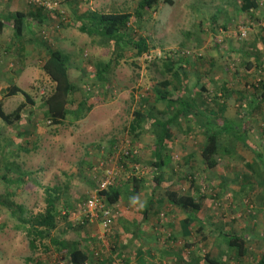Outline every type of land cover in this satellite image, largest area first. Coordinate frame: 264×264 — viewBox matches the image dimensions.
Instances as JSON below:
<instances>
[{
    "label": "rangeland",
    "instance_id": "1",
    "mask_svg": "<svg viewBox=\"0 0 264 264\" xmlns=\"http://www.w3.org/2000/svg\"><path fill=\"white\" fill-rule=\"evenodd\" d=\"M54 1L60 2V7L57 9L58 12L52 13L59 14L61 19L46 12L52 16V21L37 31L44 41L53 46L55 43L50 37L52 32L60 31L61 35L66 34L70 37L69 41H73L75 48L69 47V44L66 43L64 50L66 51L65 55L69 58V64L78 71L77 77L81 74L84 75L83 78L89 85L84 87L82 94L87 92L85 96H90V94L95 96L93 99L95 104L105 98L107 102L111 99L112 101L108 105L111 104L113 111L120 117L118 121L112 123L114 126L128 125L133 121L136 111L144 110L146 112L154 107L155 84L153 78L159 69L152 66L159 65L161 67L165 64L161 60L152 62L151 59H147L149 56L146 55L139 57L135 51L129 49L124 53L125 56L119 60V65H126L125 68L129 69L128 74L117 69L116 73L107 76L108 84L104 85L97 81L94 75V73L97 74V70L94 66L100 61L108 63L112 54H115L113 47L105 49L97 46L100 38H89L87 35L81 34L74 26L77 21L76 13L82 15L85 11L91 10L102 14H134L141 0H82L83 4L78 7L73 3L67 7L66 3H61L63 0ZM166 1L160 0L156 10L143 12L140 20H132L130 36L135 38L139 35L147 39L153 55H165L164 58L168 56L172 59L175 58L176 61L181 57L187 60L188 63L182 65H190L189 68H186V81H189V88L187 92L183 93V96L197 98L200 102V79H202L200 65H223L222 69H224V65H228L229 72L234 75V77L231 75L228 77L231 76L230 80L233 81L237 93H240L241 96L244 95V98L251 94L250 86L264 79V73L253 71L248 78H245L243 70H245L247 62L245 61L246 53L243 52L248 50L253 55L257 54V57L262 56L261 50L264 49V0H259L261 9L252 18L248 14L239 13L238 8L243 0H171L172 4ZM92 40L95 44L92 43ZM69 49L70 52L67 53ZM5 66L6 68L4 65H0V103L4 100L3 109L7 114H12L24 101V98L18 95L7 100L4 97V92L10 84L14 83L15 79L19 78L16 75V69L21 65ZM28 68H30L28 71L31 70L35 73L29 77V80L26 79L21 84L26 90H29L40 106L42 99L52 91L53 83L49 78L44 77L38 65H31ZM131 72L140 73V78H137L140 86L131 80ZM124 77L128 80L127 85L123 83ZM162 81L164 80L162 79ZM75 83L80 87L79 82L75 81ZM82 94L77 92L73 98L76 107L83 98ZM136 100L137 102H135ZM237 105L239 104H235V109L239 107ZM262 109V116H256V119L251 121L249 144L238 143L229 136L230 138L223 139L221 144H226V147L232 150V154L230 156L220 154L217 157L218 166L212 170H205L200 166V196L205 197L200 220L206 225L204 236L208 237V240H204L203 235H200V264H206L203 259L207 253L212 254L213 258L219 260L221 264H255L259 260V254L264 244V161L258 159L257 156L258 153H264V106ZM163 110L164 107L160 106L155 115L165 119ZM41 113L38 107L26 109L22 121L14 128H8L0 120V177L9 172V174L7 173L9 180L17 182V185L11 186L7 184L8 182L0 181V203L6 204V201L9 200L8 207L0 206V264H10L11 262V264H68L64 254L59 253L51 241L44 242L50 248L49 250H46L44 244L38 245L36 251L32 250L24 231L19 229L17 218L20 215L13 217L11 211L15 209V205L23 206L25 207L23 218L27 219L44 213L46 210L44 188L59 186L61 190H64L61 192V207L64 212H70V217L67 220L59 221L58 229L53 233V237L59 242L65 240L67 243H77L83 239V234H79L76 230L64 231L65 225L67 222L70 225H75L78 219L84 217L86 202L97 195L101 181L96 182V179L91 180V176H88L92 175L93 171L89 170L88 166L83 165L82 162L84 161L83 156L89 151L81 150L78 143L71 144L69 142L74 141V138L71 139L68 123L61 128L59 140L53 142L52 136H54L56 128L46 122ZM239 118V121H243L241 117ZM96 121V126L100 127V118ZM191 124L193 123L188 121L186 125ZM79 136L83 139L78 142L87 139L90 143L93 140L90 137L93 138L95 135L82 133ZM98 137H100L99 134ZM189 137H195L192 141H196L198 138L194 134ZM119 149L129 150L132 148L126 145ZM177 153L179 152L177 151ZM177 153L176 155H178ZM178 156L175 161L180 163ZM128 160L127 163L133 161L134 158ZM58 161L60 162L59 167H55V163ZM111 164L112 166H109L105 172L114 171L117 174L121 171L118 163L112 162ZM51 169L53 171L50 172ZM194 169L197 170V167L195 166ZM47 170H49V174L46 176ZM74 172H77L75 177L82 176L81 179H77L76 183L65 178L66 174L71 175ZM126 175L128 176L129 172ZM241 180L251 182L242 185ZM109 208L115 221L116 211L112 206ZM163 212L159 213V225L167 223L168 211L164 209ZM96 226L97 230L91 231V236L93 235L94 239L100 238V240L98 239L99 244L95 246V253L99 254V259L114 257L111 237L115 226H112L110 232H105L102 225L96 224ZM213 230L215 233H233L248 237L246 258L241 261L237 260L235 254L228 250L226 242ZM162 239L159 241L161 246L156 245L158 246L156 249L164 248V251H156L152 248L151 258L163 257L164 252L169 253L170 256L176 253L181 254L182 245H168L167 238ZM10 240L16 244L15 249L11 251L12 258H9L10 249L7 250L8 247H6V245L9 246ZM175 242L181 243L176 240ZM95 259L96 256L93 254L90 264H99ZM115 260V264H122L116 257ZM131 264L134 263L131 262Z\"/></svg>",
    "mask_w": 264,
    "mask_h": 264
},
{
    "label": "crops",
    "instance_id": "2",
    "mask_svg": "<svg viewBox=\"0 0 264 264\" xmlns=\"http://www.w3.org/2000/svg\"><path fill=\"white\" fill-rule=\"evenodd\" d=\"M71 3L78 7V5L83 4V1L70 0L66 3L67 7H70ZM39 10L42 9L28 5L24 0H0V23L2 28L0 31V65H4L5 68V65H21L20 68L17 67L16 69V75H18L19 78L15 79L14 83L10 85H16L27 93H29V90H26L21 83L26 79L29 80V77L35 73L31 70L28 71V69H30L28 68L29 66L38 65L41 67L46 61L48 51L45 44L51 45L54 49L63 52V54L66 53L64 44L68 43L69 47L75 48L73 41H69L70 37L66 34L61 35L60 31L58 33H50V37L55 43L54 46L41 38L37 29L46 27L47 23L52 21V16H49L45 12L40 13ZM17 13L24 14L26 19V25L19 39L16 38L12 28L13 16ZM66 37H68V39H66ZM69 52L70 49L67 53ZM261 52L262 56L257 57V54L253 55V53H250L248 50L247 52L244 51L243 53H246V65L254 62L256 59L264 62V49H262ZM125 67L126 65H118L112 74L116 73L117 69L122 73L126 72V74H128L127 71L129 69ZM184 67L186 66L184 65ZM228 67V65H224V69H222L223 65H200V76L202 77V79H200V102L210 101V96L213 95L215 91L222 87H226L228 91L223 97L224 108L221 115H223L222 117L225 120L239 125L242 123L241 120L239 121V117L242 118L243 115L239 111V107L235 109V104L245 98L244 95L241 96L240 93H237L234 88L233 81L230 80L232 79L231 76L234 77V75L229 72L230 67ZM244 68L243 76L245 78H248L249 74L253 71H260L256 66H251V69L247 66ZM138 69H140V67H138ZM162 73L163 71L160 67L156 76L153 74L155 85L161 82L162 79L173 82L170 75ZM43 75L48 79L44 72ZM139 75L140 73H130L131 80L134 84H139L137 80V78H140ZM229 75L231 76L228 77ZM107 76H105V81L102 82L104 85L107 81ZM123 83L127 85L128 80L126 77L123 78ZM185 83L187 84L184 86L186 90L181 91L182 97L183 93L187 92L189 88V81H185ZM203 86L208 88L209 92L202 95L201 89ZM185 97L189 98V96ZM246 98L248 100L250 94L246 95ZM105 99L100 100L101 104L93 109L84 119L74 120L71 118L61 126H55L56 129H54L52 140L53 142L59 140L61 128L68 123L72 135L71 139L74 138V141L69 142L71 144L78 143L81 150L89 151V153L83 156L84 161L82 164L88 166L89 170L92 169L93 174L88 175L91 176V180L96 179V182H99L103 178L105 170L109 168V166H112V162L118 163L122 169V171L116 174L118 177L115 184L117 189L119 188L121 190V198L116 205L112 206L116 211L113 225L115 228L111 237L113 241L111 245L114 249L112 252L114 257H107L105 259L101 257V259H99V254L95 253V246L99 244L98 239L100 240V238L94 239L93 235L91 236V231L97 230L96 224L101 226L99 222H91L89 220V223H87V218L83 217L78 219L75 225L68 226L69 222H67L64 231L76 230L79 234H83V239L79 241L80 244L79 242L74 243L79 244L81 249L91 254V261L93 260L94 254V256H96L95 260L99 264H115V257L120 260L122 264H131V262L134 264H143V262L145 264H155V262L158 264H200V211L196 213L195 221L191 222L188 228H186L184 222L191 214L167 202L165 193L171 189L180 195L191 196L200 202V166L206 170L201 157V149L205 142L201 134L202 130L198 125H194L195 122H192L193 124L191 125H186L188 121L185 119H181V121L178 122L179 125L172 126V136L167 142L165 151V165L158 172V168L155 164L159 162L157 158L154 157L157 140L153 129L143 126L133 132L130 127L132 122H129L128 125L114 126L112 123L118 121L120 117L118 113L116 114L113 111L112 105H108L112 100L110 99L109 102H107ZM153 99L154 107H151L150 111H153L155 114L158 112L160 106H163V116L166 117V120L170 119L174 110L168 111L166 104L156 100V95H154ZM135 102H137V100ZM79 103H77V107L68 109L77 111L80 106ZM123 104H125V101H123ZM213 109L215 110V108ZM262 112L263 110H258L257 114L250 119V124L254 118L256 119V116H262ZM98 118H100L101 122L100 127L96 126V119ZM82 133L95 136H93V138L90 137L93 139L90 143L87 139L82 140L83 142H78L83 139V137L79 136ZM98 134L100 137H98ZM191 134L198 136L196 141H192L195 137H189ZM200 136L202 138L201 140ZM119 139H122L135 153L134 156L137 162H134V165L127 164V170H123L120 162L117 161L114 156L116 153L115 146ZM221 148H227L226 144H221ZM113 151H115V153H113ZM177 151L179 153H177ZM176 153L180 156L176 155ZM177 156L178 160L180 158V163L175 161ZM111 158L113 159L110 162ZM59 163V161L55 163V167H59ZM195 166L197 170L194 169ZM95 170H97V172H94ZM51 171H53V169H51L50 172ZM127 172H129L128 176L126 175ZM7 173L8 172L4 175L7 176ZM48 174L49 170H47L46 176ZM74 174H66L65 178L76 183L77 179H81L82 176L79 175L77 178L75 177L77 172H74ZM134 177L138 180L139 184H134ZM157 177H160V183L157 182ZM55 187L60 189V193L64 191L61 190L59 186ZM164 209L168 211L166 218L167 223L166 225H159V213H162ZM162 238H167L169 241L168 245H182L183 250L181 254L178 255L176 253L170 256L169 253L164 252L165 254L163 257L157 258L155 256L151 258L150 251L152 248L156 249L158 247L156 245L161 246L159 241L163 240ZM175 240L181 241V243H177ZM6 247H8L7 250L10 249L9 258H12L13 253L11 251L15 249L16 244H13L12 240H10L9 246L6 245ZM159 250L164 251V248ZM159 250L156 249V251Z\"/></svg>",
    "mask_w": 264,
    "mask_h": 264
},
{
    "label": "trees",
    "instance_id": "3",
    "mask_svg": "<svg viewBox=\"0 0 264 264\" xmlns=\"http://www.w3.org/2000/svg\"><path fill=\"white\" fill-rule=\"evenodd\" d=\"M68 1L70 0H63L61 3L65 4ZM159 2L160 0H141L134 14H102L91 10L85 11L82 15L76 13L77 21L74 26L81 34L87 35L89 38H100L98 40V44H96L97 46L105 49L113 47L114 49V53L116 55L112 54L108 63L105 64L100 61L96 66H94L97 70V74L94 73V75L98 82H104L105 76L112 74L115 71L119 65V60L125 56L124 53L129 49L130 51H135L139 57L146 55L149 56L147 59H151L150 61L152 62L161 60L165 64L161 66L163 71L162 74L170 75L173 82L169 80L158 82L157 85H155L153 92L156 95V100L158 102L166 104L168 111L174 110L171 118L168 120L158 118L153 111H150L151 109L146 112L144 110L136 111L130 125L133 132L143 126L153 129L157 140L154 152V157L157 158L159 162L155 164L158 168L157 171L159 172L165 165L164 158L167 142L172 136L171 127L179 125L178 122L181 121V119L195 122V124L202 130L201 134L205 142L201 149V157L206 170H212L218 166L217 157L220 154H226L229 156L232 154V150L230 148H221V142L223 139L232 137L238 143H244L246 145L250 143V119L257 114L258 110L262 111L264 106V79L250 86L251 94L248 100L245 98L244 100L241 99V101H238L239 111L243 115V121L239 125L225 120L222 117L223 115H221L224 108L223 97L228 91L226 87H222L215 91V93L210 96V101H203V103L199 102V100L194 97H182L181 91L186 90V87H184L186 86L185 81L187 80L186 68L190 67V65H185L186 67H184L182 64H187V60L181 57L178 61H176L175 58L172 59L168 56L164 58L165 55H153L147 39L139 35L135 36V38L130 36L132 20L138 21L142 18L143 12L151 11L152 9L156 10ZM166 2L172 4L171 0H167ZM260 7L261 5L259 0H243L238 10L240 14H248V16L252 18L255 13L260 11ZM39 12L46 13L47 11L42 9L39 10ZM54 15L58 17V19H61L59 14ZM25 20V15L22 13H17L13 16L12 28L17 39H19L22 35L26 25ZM1 29L0 23V31ZM92 43H94L93 40ZM45 45L47 46L48 51L47 59L40 68L53 83V89L47 97L42 99L41 105L38 106L36 99L32 97L31 94L16 85H9L4 92V97L6 99H10L21 95L24 98V101L12 114L5 113L3 109L5 103L4 100L0 103V120L8 128H14L17 124H19L24 117L23 114L25 110L28 108L38 107L39 110L42 111L41 114L46 122L52 126H61L71 118L74 120L84 119L94 108H96V106L101 104V101H97L96 104L93 103L95 96L91 94L90 96H85L87 93L86 90V93L82 94L84 87L89 85L85 82L83 78L84 75L81 74L77 77L76 74L78 71H76L77 69H74V67L69 64V58L63 54V52L54 49L51 45ZM177 63H180V65H177ZM246 66L249 69H251V66H256L260 70V74L264 73L263 61L256 59L254 62H251ZM152 67H156L158 69L160 68L159 65H154ZM75 81H77V83L79 82L78 84L80 87L77 86ZM80 84L83 85V87H81ZM105 84L107 85L108 81H106ZM172 88L173 90L171 91ZM77 92H80L83 95V98L80 100L82 102L79 101L80 106L77 111H71L68 108L76 107L74 104L75 100L73 98ZM201 92L203 95L209 91L208 88L203 86ZM213 108H215V110ZM121 146H126V144L122 139H119L115 146L116 153ZM115 151H113V153H115ZM133 151V149H130L129 158H134V160L129 163L134 165V162L137 161ZM257 156L258 159L264 161V153H258ZM128 159L126 160L124 157H120L118 159L123 167V170L128 169ZM8 174L7 176L4 175L0 177V181L2 183L8 182L7 184L11 186L17 185V182L9 180ZM117 177L118 176L115 177L114 185L108 190L97 192L100 202L107 207L114 206L120 201L121 190L119 188L117 189L115 186ZM159 178L160 177H157L156 180L160 183ZM133 182L134 184H139L135 177L133 178ZM247 182L249 181H240L242 185L247 184ZM44 192L46 195V210L44 213L27 219L25 217L23 218L25 214V207L15 205V209H12L11 211V215L13 217L20 215L19 218H17L19 229L24 231L30 248L36 251L38 249V245L44 244L46 250H49L50 248L46 246L44 242L51 241V244H54L57 247L58 252H62L64 254V258L67 260L68 264H90L91 254L81 249L79 245L80 243L71 244L69 242L67 243L65 240L59 242L58 239L57 241L54 239L53 233L58 229L59 221L61 219L67 220L70 217V212H64L63 207H61L62 194L60 193L59 188L46 187L44 188ZM165 196L167 198V202L180 207L191 214L184 222V226H186V228H188L191 222L195 221L196 213L202 211L203 201L205 200V197L200 196L199 202L191 196L180 195L171 189L166 191ZM6 202V204L1 202L0 206H7L9 200ZM86 220L87 223H89V220ZM68 226H70V224H68ZM205 231L206 225L200 220V235H203L202 238L204 240H208V237L204 236ZM213 232L215 233L214 230ZM215 234L222 237L223 241L226 242L228 250L235 254L237 260L241 261L246 258L249 244L248 237L223 232H216ZM203 260L206 264H221L220 261L213 258L210 253H207ZM143 264L145 263L143 262ZM255 264H264V244L259 254V260Z\"/></svg>",
    "mask_w": 264,
    "mask_h": 264
},
{
    "label": "built area",
    "instance_id": "4",
    "mask_svg": "<svg viewBox=\"0 0 264 264\" xmlns=\"http://www.w3.org/2000/svg\"><path fill=\"white\" fill-rule=\"evenodd\" d=\"M28 5L36 8H41L48 13L58 12L57 9L60 7L59 2L54 0H24ZM130 149H119L116 153V159L124 157L126 160L129 158ZM134 154V151H133ZM121 155V156H120ZM111 162V161H110ZM116 173L114 171H106L104 177L101 179L98 187V192L106 191L115 183ZM85 218L91 222L101 223L105 232H110L113 226L114 215L111 209L100 202L98 196L90 198L84 207Z\"/></svg>",
    "mask_w": 264,
    "mask_h": 264
}]
</instances>
